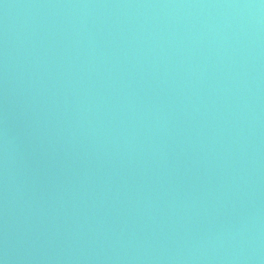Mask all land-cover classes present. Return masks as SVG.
Returning a JSON list of instances; mask_svg holds the SVG:
<instances>
[{
	"label": "water",
	"instance_id": "obj_1",
	"mask_svg": "<svg viewBox=\"0 0 264 264\" xmlns=\"http://www.w3.org/2000/svg\"><path fill=\"white\" fill-rule=\"evenodd\" d=\"M0 264H264V0H0Z\"/></svg>",
	"mask_w": 264,
	"mask_h": 264
}]
</instances>
